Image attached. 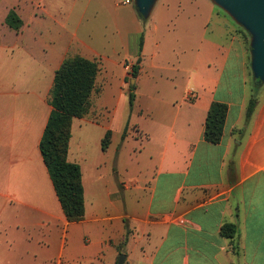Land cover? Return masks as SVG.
<instances>
[{
	"label": "crops",
	"instance_id": "1",
	"mask_svg": "<svg viewBox=\"0 0 264 264\" xmlns=\"http://www.w3.org/2000/svg\"><path fill=\"white\" fill-rule=\"evenodd\" d=\"M77 5L0 0V264H117L122 253L125 264H264V84L250 79L252 51L229 12L214 0H156L144 22L136 5L116 3L102 28L88 22L90 4ZM11 10L19 30L7 23ZM69 54L96 60L102 85L72 123L68 159L81 166L86 208L76 222L41 151ZM133 61L135 101L120 120ZM214 101L229 108L218 144L204 138ZM76 126L97 132L98 161L73 148ZM229 223L233 237L222 233Z\"/></svg>",
	"mask_w": 264,
	"mask_h": 264
},
{
	"label": "trees",
	"instance_id": "2",
	"mask_svg": "<svg viewBox=\"0 0 264 264\" xmlns=\"http://www.w3.org/2000/svg\"><path fill=\"white\" fill-rule=\"evenodd\" d=\"M141 16V15H140ZM143 20L146 18L141 16ZM7 23L15 30L21 27V20L14 10L7 16ZM143 35L141 36V45ZM100 67L96 60L80 54H69L56 71L51 90L50 102L53 110L49 117L41 141V151L48 167L54 187L64 214L69 222L80 221L85 216V193L81 166L68 159L73 119L86 116L93 106L96 91V79ZM140 72L136 63L131 70L132 78ZM130 106L134 105L136 84L130 86ZM258 103L257 86L248 103L246 119L249 121ZM228 105L214 101L205 121L204 138L218 144L224 135ZM127 131V129H126ZM124 133V138L126 135ZM111 142V131H107L102 140V149L106 151ZM236 224H225L222 233L233 237L237 233Z\"/></svg>",
	"mask_w": 264,
	"mask_h": 264
},
{
	"label": "rangeland",
	"instance_id": "3",
	"mask_svg": "<svg viewBox=\"0 0 264 264\" xmlns=\"http://www.w3.org/2000/svg\"><path fill=\"white\" fill-rule=\"evenodd\" d=\"M98 1H104L108 4V7L103 10V9H98L96 10L94 7V3L98 2ZM78 4L76 9L78 11V9H80L81 11L83 10L82 7L87 6L88 4H90L89 9L87 10V14H86V18L88 20V22H94L96 27H99V23L102 26V28L104 27V20H108L110 18L109 15V9H112L110 7H113L116 5L117 1L116 0H77ZM132 5H136L135 4V0L133 1ZM137 7V5H136ZM80 12V11H79ZM227 19L229 20V26H230V30H232L233 33L238 34L242 39L246 40L247 44L249 45L250 49H252V45L251 43L254 42V35L247 29V27L239 22L237 19H235L233 17V15L230 14V18L227 17ZM143 20V19H142ZM144 22L147 21V19L143 20ZM136 64V61H133V63L128 64L126 66L127 70L130 72L132 70V67ZM249 68H250V79L256 84V85H263L264 84V78L260 79L257 78L255 71L253 69V62L251 59V62L249 64ZM131 76L129 75L126 78V83H125V89L130 88L131 85ZM98 77V76H97ZM102 85L100 84L99 79H96V91H95V96L93 95V101L99 97V95L101 94L102 91ZM125 94H122L121 98H120V102L118 103V109H119V116H120V120H123L125 117H128L129 115V111H130V103H129V97L128 94H126V92H124ZM92 109V108H91ZM90 113V112H89ZM88 113V114H89ZM122 116V117H121ZM75 130V134L78 135L80 134L81 136V146L79 145L78 142H76V140L74 139L73 142V148L74 149H81V151L86 150L85 153L83 155H86L89 157V161L90 162H96L98 161L101 156H102V152L100 150L97 149V132H94L93 130H91L90 132H85L83 133V131L76 126ZM79 131V132H78ZM128 150V149H127ZM125 163L129 164L131 163L129 156H126L125 158ZM112 166V163L111 165ZM110 166L108 165L107 169H110Z\"/></svg>",
	"mask_w": 264,
	"mask_h": 264
},
{
	"label": "water",
	"instance_id": "4",
	"mask_svg": "<svg viewBox=\"0 0 264 264\" xmlns=\"http://www.w3.org/2000/svg\"><path fill=\"white\" fill-rule=\"evenodd\" d=\"M156 0H135L141 16L148 18ZM254 35L252 45L253 69L257 78H264V0H214ZM122 253L117 264H125Z\"/></svg>",
	"mask_w": 264,
	"mask_h": 264
},
{
	"label": "built area",
	"instance_id": "5",
	"mask_svg": "<svg viewBox=\"0 0 264 264\" xmlns=\"http://www.w3.org/2000/svg\"><path fill=\"white\" fill-rule=\"evenodd\" d=\"M117 3L121 4V5H129V4H133L134 0H116ZM195 90L191 89L189 91L188 97L192 98L194 96Z\"/></svg>",
	"mask_w": 264,
	"mask_h": 264
}]
</instances>
